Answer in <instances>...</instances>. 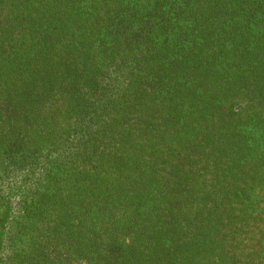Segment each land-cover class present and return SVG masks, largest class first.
<instances>
[{"label":"trees","instance_id":"obj_1","mask_svg":"<svg viewBox=\"0 0 264 264\" xmlns=\"http://www.w3.org/2000/svg\"><path fill=\"white\" fill-rule=\"evenodd\" d=\"M0 264H264V0H0Z\"/></svg>","mask_w":264,"mask_h":264}]
</instances>
